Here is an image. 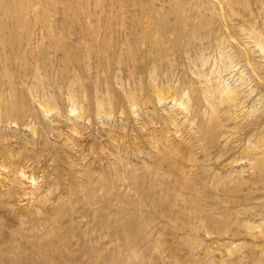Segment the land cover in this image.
<instances>
[{
	"label": "rangeland",
	"instance_id": "rangeland-1",
	"mask_svg": "<svg viewBox=\"0 0 264 264\" xmlns=\"http://www.w3.org/2000/svg\"><path fill=\"white\" fill-rule=\"evenodd\" d=\"M231 3L0 0V264H264V0Z\"/></svg>",
	"mask_w": 264,
	"mask_h": 264
},
{
	"label": "bare ground",
	"instance_id": "bare-ground-1",
	"mask_svg": "<svg viewBox=\"0 0 264 264\" xmlns=\"http://www.w3.org/2000/svg\"><path fill=\"white\" fill-rule=\"evenodd\" d=\"M251 1H252V0H251ZM239 2H241V1H239ZM244 2H245V1H244ZM228 3H229V2H228ZM232 3H233V0H232ZM232 3H231V4H232ZM248 3H249V2H248ZM248 3H247V4H248ZM250 3H251V2H250ZM260 4H261V3H260ZM248 5H250V4H248ZM249 7H250V6H249ZM226 8H227V7H226ZM233 8H234V7H233ZM238 8H239V7H238ZM242 8H243V7H242ZM244 9H245V8H244ZM258 9H259V8H258ZM238 12H239V11H238ZM243 12H244V10H243ZM253 12H254V10H253ZM254 13H255V12H254ZM250 14H251V13H250ZM250 14H249V15H250ZM256 14H257V13H256ZM231 15H233V13H232ZM250 16H251V15H250ZM250 16H249V17H250ZM236 18H237V17H236ZM237 19H238V18H237ZM240 20H241V19H240ZM250 20H251V19H250ZM262 20H263V19H262ZM243 21H244V20H243ZM243 21H242V22H243ZM253 21H254V20H253ZM255 23H256V21H255ZM242 25H244V24H242ZM250 27H251V26H250ZM259 27H260V26H259ZM259 27H257L256 29H258ZM263 27H264V26H263ZM247 29H248V28H247ZM260 30H261V28H260ZM258 34H259V33H258ZM256 35H257V34H256ZM254 36H255V35H254ZM259 36H260V35H259ZM253 38H254V37H253ZM261 38H262V37H261ZM262 39H264V38H262ZM253 40H254V39H253ZM255 42H256V41H255ZM262 45H264V44H262ZM263 47H264V46H263ZM248 54H249V53H248ZM252 62H253V61H252ZM252 73H253V72H252ZM257 74H258V73H257ZM259 87H260V86H259ZM179 176H181V175H179ZM181 177H182V176H181ZM34 220H35V219H34ZM56 220H57V219H56ZM56 220H55V221H56ZM58 220H59V219H58ZM68 221H69V220H68ZM56 222H57V221H56ZM46 223H47V222H46ZM4 224H5V223H4ZM26 224H27V223H26ZM67 224H68V223H67ZM60 225H61V224H60ZM63 225H64V224H63ZM2 226H3V225H2ZM0 227H1V226H0ZM18 227H19V226H18ZM68 227H69V226H68ZM2 228H3V227H2ZM4 228H5V227H4ZM9 228H10V227H9ZM11 228H12V227H11ZM26 228H27V227H26ZM44 228H45V226H44ZM57 228H58V227H57ZM64 228H65V227H64ZM23 229H24V228H23ZM60 229H61V228H60ZM3 230H4V229H3ZM45 230H46V229H45ZM61 230H62V229H61ZM66 230H67V229H66ZM26 231H27V230H26ZM26 231H25V233H27ZM67 231H68V230H67ZM14 232H16V231H14ZM57 232H58V231H57ZM65 232H66V231H65ZM23 234H24V233H23ZM9 235H10V234H9ZM12 235H13V234H12ZM12 235H11V236H12ZM14 235H15V234H14ZM31 235H32V234H31ZM15 236H16V235H15ZM51 236H52V235H51ZM20 237H21V236H20ZM23 237H24V236H23ZM13 238H14V237H13ZM51 238H52V237H51ZM59 238H60V237H59ZM14 239H15V238H14ZM18 239H19V238H18ZM25 239H26V238H25ZM27 239H28V237H27ZM47 239H48V238H47ZM47 239H45V240L47 241ZM30 240H31V239H30ZM60 240H61V239H60ZM9 241H10V240H9ZM27 241H28V240H27ZM32 241H34V239L31 240V242H32ZM46 241H45V242H46ZM34 242H35V241H34ZM53 242H54V241H53ZM29 243H30V242H29ZM29 243H28V244H29ZM47 245H49V244H47ZM42 250H43V249H42ZM41 252H42V251H41ZM47 252H48V251H47ZM34 253H35V252H34ZM28 254H29V253H28ZM12 255H13V254H12ZM12 255H11V256H12ZM23 255H24V254H23ZM31 255H32V254H31ZM47 256H48V255H47ZM70 256H71V255H70ZM22 257H23V256H22ZM36 257H37V256H36ZM65 259H66V258H65ZM65 261H66V260H65Z\"/></svg>",
	"mask_w": 264,
	"mask_h": 264
}]
</instances>
